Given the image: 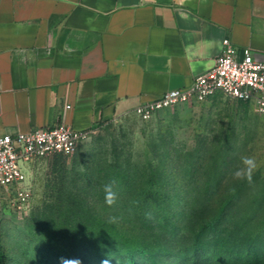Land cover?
Returning a JSON list of instances; mask_svg holds the SVG:
<instances>
[{
  "label": "rangeland",
  "instance_id": "1",
  "mask_svg": "<svg viewBox=\"0 0 264 264\" xmlns=\"http://www.w3.org/2000/svg\"><path fill=\"white\" fill-rule=\"evenodd\" d=\"M242 155L259 164L251 183L232 175ZM24 168L23 209L0 192L3 264H64L82 254V263L101 264L90 249L97 241L108 264H126V246L160 256L165 237L181 234L190 243L173 264H185L194 245L209 264H264V113L252 103L217 96L149 121L123 116L87 132L74 154Z\"/></svg>",
  "mask_w": 264,
  "mask_h": 264
},
{
  "label": "crops",
  "instance_id": "2",
  "mask_svg": "<svg viewBox=\"0 0 264 264\" xmlns=\"http://www.w3.org/2000/svg\"><path fill=\"white\" fill-rule=\"evenodd\" d=\"M225 38L264 61V0H0V135L134 115Z\"/></svg>",
  "mask_w": 264,
  "mask_h": 264
},
{
  "label": "built area",
  "instance_id": "3",
  "mask_svg": "<svg viewBox=\"0 0 264 264\" xmlns=\"http://www.w3.org/2000/svg\"><path fill=\"white\" fill-rule=\"evenodd\" d=\"M221 47V54L208 72L194 78L187 87L167 91L138 105L134 115L149 121L161 111L201 104L216 96L252 103L255 111L263 114L264 61L256 59L250 48L235 47L228 38L222 40ZM86 137L87 132L76 131L63 121L28 133L0 135V192H9L14 206L22 210L30 195L24 166L47 157L70 156Z\"/></svg>",
  "mask_w": 264,
  "mask_h": 264
},
{
  "label": "trees",
  "instance_id": "4",
  "mask_svg": "<svg viewBox=\"0 0 264 264\" xmlns=\"http://www.w3.org/2000/svg\"><path fill=\"white\" fill-rule=\"evenodd\" d=\"M226 208L227 206H223L222 210H220V213L222 214L226 210ZM163 238L164 237L162 236L160 240H163ZM187 240H188V235L183 236L181 234V235H176L175 237L166 236L164 242L166 243L165 247L167 249V254H162L160 256H157L159 255L157 254L159 253L157 251L151 253L150 250L146 248H140L134 245H128L124 250L127 255L126 264H173L174 263L173 259H175V256L177 254L186 253L187 250L185 248L179 249V247H183L184 245H187L186 243L189 242ZM103 243L101 241H97L93 244V246L90 249H93L92 255L98 256L99 259H102V261L104 262L105 259L103 257H105L106 252L102 249ZM176 246L178 247V249H176ZM189 254H190L189 258H186L184 260L185 264H209L207 262L208 260L203 259L201 249L198 246L194 245L192 249L189 251ZM82 256L84 255L82 254L79 257L77 255H73L72 260H78L80 264H86L84 262L83 263L81 262V259L83 258ZM3 261H4L3 256L1 255V251H0V264H3ZM103 262L101 264H103Z\"/></svg>",
  "mask_w": 264,
  "mask_h": 264
},
{
  "label": "clouds",
  "instance_id": "5",
  "mask_svg": "<svg viewBox=\"0 0 264 264\" xmlns=\"http://www.w3.org/2000/svg\"><path fill=\"white\" fill-rule=\"evenodd\" d=\"M258 166V161L254 156L242 155L232 175L237 180H246L251 183L254 172L257 170ZM113 183L105 185V199L108 205H113L116 203L117 199V194L113 191ZM64 264H80V262L78 260H68L65 261ZM104 264H108V261H104Z\"/></svg>",
  "mask_w": 264,
  "mask_h": 264
}]
</instances>
